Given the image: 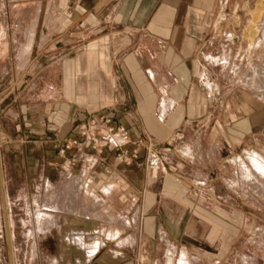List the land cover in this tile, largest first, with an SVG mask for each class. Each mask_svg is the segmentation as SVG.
<instances>
[{
  "label": "crops",
  "instance_id": "obj_1",
  "mask_svg": "<svg viewBox=\"0 0 264 264\" xmlns=\"http://www.w3.org/2000/svg\"><path fill=\"white\" fill-rule=\"evenodd\" d=\"M234 2L0 0V61L13 67L0 80L12 83L1 92L0 123L9 255L3 152L28 163L17 177L34 192L46 174L49 213L35 218L32 241L47 237L55 264L234 261L249 242L250 182L264 181L256 165L264 157L251 145L264 132V103L243 91L219 108L203 69ZM93 115L125 127L140 160L151 146L159 168L116 164L114 150L103 167L60 156L52 141L75 136Z\"/></svg>",
  "mask_w": 264,
  "mask_h": 264
},
{
  "label": "rangeland",
  "instance_id": "obj_2",
  "mask_svg": "<svg viewBox=\"0 0 264 264\" xmlns=\"http://www.w3.org/2000/svg\"><path fill=\"white\" fill-rule=\"evenodd\" d=\"M234 11V14H224L219 19L217 40L203 63L207 86L218 93L219 108L226 106L232 95L239 96L243 91L264 103V0H235ZM12 70L13 67L9 66L7 61H0V80ZM8 86H12V83L0 81V123L3 117L2 109L8 103L7 100L2 102L1 92ZM254 138L259 140V146ZM251 141V145L260 148L261 157H264V132H256ZM11 150L13 151V148ZM12 154L3 152L1 158L7 187L6 204L9 205L15 234L11 245L14 251L13 264H55L57 252L51 251L50 245L44 242L48 238L43 235V242L38 244L32 241L35 218H38L41 210L43 214L49 213L43 210V207H50V193L53 190L50 191L46 187L44 170L42 176L45 177L36 180L41 188L38 192L33 191L31 179H19L18 170H28V163L16 162ZM254 160L257 162L256 158ZM256 165L264 175V162L259 161ZM47 167L48 164L43 169L48 171ZM55 186L54 184V190ZM250 189L249 242H243L242 246L238 247V255L231 264H264V259H259L261 254H264V181L251 180ZM1 199L0 188V264H10ZM43 218L46 217L43 215ZM36 229L39 228L36 226ZM38 250L42 252V259L33 258ZM58 262L64 264V258L61 257Z\"/></svg>",
  "mask_w": 264,
  "mask_h": 264
},
{
  "label": "built area",
  "instance_id": "obj_3",
  "mask_svg": "<svg viewBox=\"0 0 264 264\" xmlns=\"http://www.w3.org/2000/svg\"><path fill=\"white\" fill-rule=\"evenodd\" d=\"M131 143L128 130L122 125L115 126L112 119L107 116H90L86 121L78 125L77 134L63 139L61 142H53V149L62 157H68L70 164L79 160L83 165L90 168L96 163L105 166V151L116 152V164H131L137 160L141 167L156 171L160 166V158L152 147L147 148L148 154L144 160L139 159L138 149L133 148L132 152L127 149Z\"/></svg>",
  "mask_w": 264,
  "mask_h": 264
},
{
  "label": "water",
  "instance_id": "obj_4",
  "mask_svg": "<svg viewBox=\"0 0 264 264\" xmlns=\"http://www.w3.org/2000/svg\"><path fill=\"white\" fill-rule=\"evenodd\" d=\"M0 171H1V167H0ZM0 175H1V172H0ZM1 182H2V179H1ZM3 200V199H2ZM5 200H3V202H4ZM7 238H8V244H9V247H10V260H11V264H13V257H12V251H11V243H10V238H9V236H7Z\"/></svg>",
  "mask_w": 264,
  "mask_h": 264
}]
</instances>
